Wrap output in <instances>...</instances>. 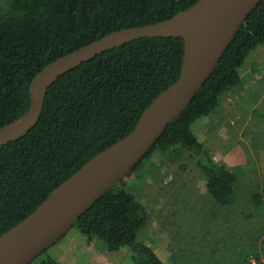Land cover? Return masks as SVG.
<instances>
[{"label": "trees", "instance_id": "trees-1", "mask_svg": "<svg viewBox=\"0 0 264 264\" xmlns=\"http://www.w3.org/2000/svg\"><path fill=\"white\" fill-rule=\"evenodd\" d=\"M196 1L8 0L0 11V127L28 109L30 82L50 61L113 31L163 21ZM245 18L209 78L150 152L74 224L87 241L101 242L108 252L128 248L132 264H163L137 240L148 214L126 190L127 178L158 152L169 161L188 155L212 201L220 207L232 204L235 171L212 160L192 127L217 109L223 94L240 83L247 56L264 46V0ZM182 56L180 37H141L59 76L46 91L36 124L0 145V235L92 157L129 134L145 108L178 78ZM253 200L262 203L258 194ZM42 254L28 264H61ZM254 257L255 263L246 257L244 264H264Z\"/></svg>", "mask_w": 264, "mask_h": 264}, {"label": "rangeland", "instance_id": "rangeland-1", "mask_svg": "<svg viewBox=\"0 0 264 264\" xmlns=\"http://www.w3.org/2000/svg\"><path fill=\"white\" fill-rule=\"evenodd\" d=\"M7 2L0 0V11ZM240 74V83L223 94L217 109L192 127L212 160L235 171L230 206L212 201L186 154L169 161L155 153L127 178L126 190L148 214L137 240L163 264H244L246 257L255 263L254 255L264 261V46L247 56ZM45 251L42 256L61 264H132L128 248L108 252L75 228Z\"/></svg>", "mask_w": 264, "mask_h": 264}, {"label": "water", "instance_id": "water-1", "mask_svg": "<svg viewBox=\"0 0 264 264\" xmlns=\"http://www.w3.org/2000/svg\"><path fill=\"white\" fill-rule=\"evenodd\" d=\"M260 0H197L153 24L121 29L50 61L31 80L29 107L0 127V145L37 122L48 87L82 62L141 37H180L178 78L145 108L132 131L87 161L27 217L0 235V264H28L64 237L81 215L122 181L150 152L164 129L189 105L209 78L243 21Z\"/></svg>", "mask_w": 264, "mask_h": 264}, {"label": "crops", "instance_id": "crops-1", "mask_svg": "<svg viewBox=\"0 0 264 264\" xmlns=\"http://www.w3.org/2000/svg\"><path fill=\"white\" fill-rule=\"evenodd\" d=\"M242 75H243V74H241V77H243ZM242 83H243V81H242Z\"/></svg>", "mask_w": 264, "mask_h": 264}]
</instances>
